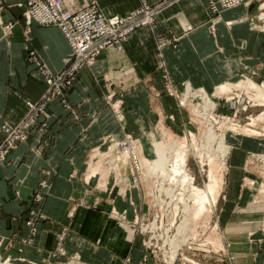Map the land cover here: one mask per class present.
Listing matches in <instances>:
<instances>
[{
	"label": "crops",
	"instance_id": "0c3cea01",
	"mask_svg": "<svg viewBox=\"0 0 264 264\" xmlns=\"http://www.w3.org/2000/svg\"><path fill=\"white\" fill-rule=\"evenodd\" d=\"M23 1L0 0V124H16L26 113L25 102L38 100L45 89L42 76L27 62L29 51H35L52 72L61 68L69 51L59 28L36 22L25 24L23 8L18 5ZM145 1L159 4L153 23L137 28L120 49H106L84 67L67 92L69 107L64 108L57 100L52 102L47 107L46 131L32 132L0 166V238L10 247H3L2 257L22 259V264L56 261L49 250L55 246L56 234L68 226V255L77 253L89 264H121L125 257L136 263L142 254L141 242L108 217L113 204L106 200L96 208H76L71 219L65 215L70 198L88 202L94 199L87 190L95 178L86 184L81 177L88 149L101 145L105 133L121 137L128 131L143 141V132L157 120L168 122L164 119L168 114L172 113L179 122L185 119L173 99L161 94L163 67L178 87L189 82L212 91L220 83L237 80L243 65L258 66L264 62V33L249 29V1L221 12V21L213 30L208 22L207 0ZM96 2L105 15H123L140 5V0ZM62 3L75 11L88 0ZM13 20L17 23L10 33L3 34V24ZM172 41H176V47ZM120 94L125 107L117 116L106 102ZM49 168L55 173L48 176L50 189L42 204L46 218L36 224L33 246L19 253L18 240L27 234V228L20 222L9 227L11 217L25 215L30 194ZM230 188L229 184L221 217L232 263L259 264L264 260V241L259 239L263 232L258 227L262 215L254 211L260 208L250 207L248 190L237 193L235 187ZM114 205L126 208L127 215H132L129 204ZM16 229L17 233L12 234ZM6 237L13 238L10 246Z\"/></svg>",
	"mask_w": 264,
	"mask_h": 264
},
{
	"label": "rangeland",
	"instance_id": "374dc122",
	"mask_svg": "<svg viewBox=\"0 0 264 264\" xmlns=\"http://www.w3.org/2000/svg\"><path fill=\"white\" fill-rule=\"evenodd\" d=\"M248 1L252 6V12L248 17L249 29L254 32L264 33V0H246V2ZM219 16L220 18L213 22L214 18L209 16L208 22L211 30L221 21V14ZM162 43L164 42L162 41ZM171 45L176 47V41H172ZM27 62L32 64L30 60ZM256 66L243 65L237 80L220 83L212 91H207L203 87H194L189 83L191 85L190 93L193 95L194 92L201 91L204 101L199 103L196 97H190L184 104L183 109L180 102L182 101V97H184L182 94L186 89V86L184 89L186 82H182L179 87L176 86L166 68H161L163 77L161 94L163 92L173 99L176 110L179 113H184L185 119L179 122L172 113L168 114L164 118L168 122H164L163 119L157 120L150 130L143 132V141L141 137L128 131L121 137H112L114 135L111 133L102 135L101 143L105 141L108 147V143L111 142L113 148L115 146L116 149H122L123 151L114 148L116 154H113L112 147L108 148L109 151L111 149V153L107 150V147L104 150L106 153L98 150L99 154L102 155L103 153L105 156V162L103 159L100 160L99 170L101 172L97 171L93 174L91 173V169L97 165L96 162L95 164L93 162L96 159L95 156L93 157V152L98 149V146H102L98 144L88 149L81 177L86 184L95 178L94 185L90 190H87L93 195L94 199L92 202H88L84 198H70L65 215L69 212V207L72 204H76L77 208H96L106 200L110 205L113 204L109 212H107L108 217L116 225L125 229L132 238L138 237L142 247V254L136 263H132L129 257H125L121 264H124L126 259L130 260V264H139L140 261L141 264H168L164 259V255L168 254L169 247L173 246H179L173 258L175 264H233L230 243L224 240L225 232L223 230L225 223L223 224L222 221L224 219L221 217L222 205H224L230 184V189L234 190L235 187L237 193L242 190H248L251 195V199L248 202L251 204L250 207L252 209L260 208L254 212H259L262 215L259 219L258 227L263 232V236L259 239L264 241V62ZM33 67L39 74L37 68L34 65ZM42 78L46 89V82L43 76ZM223 85H226V88L221 91L219 88ZM143 86L147 88L149 84H143ZM157 91L159 92V89ZM67 92L65 105L58 99L53 100L51 98V101L46 104L44 112H38V114H35L31 118L26 128L22 131L24 137L22 142H25L35 130L46 131L48 126L47 117L49 116L47 115V107L52 102L57 100L64 108L67 109L69 107ZM106 104L117 116L119 114L122 115L125 107L122 94L117 98H111L110 100L108 98ZM197 104L199 108L196 107ZM25 116L26 113L22 119ZM2 125L1 123L0 127ZM163 126L164 129H162ZM48 138L50 140V136ZM128 141L129 143H127ZM133 141L135 142L133 143ZM130 142L133 148L131 149L132 153H129V151L126 153L124 152L125 149L121 148V145L125 146L128 144L129 146ZM133 145L136 146L134 147ZM150 148L153 154L149 151ZM110 155L115 160L114 158L111 159ZM143 159L144 161L145 159H153V162L151 161L150 165V163L144 162ZM180 159L182 164L176 167ZM116 160H119V168L120 162L124 163L122 168L127 171L125 174H119L120 172L116 171L118 170ZM112 161L116 163L114 164ZM5 162L0 164V166ZM143 162L146 163L145 167L148 172L152 171L149 174H153V177L147 174L143 168L144 166H141ZM109 163L111 166L108 165ZM173 164H176L175 168H179L181 172H178L177 169L176 171L173 168ZM140 169L141 172H139ZM45 171V177L41 178L35 187V189H39V182L41 180L46 182V188L41 190L43 194L42 199L34 200L32 194L35 191H33L30 194L29 207L24 212L25 215L22 214L21 217L15 219V216L11 217L12 223L9 224V227H11L13 222L16 224L20 222L26 226L25 220H28V216H33L34 214H36L34 218L36 224L46 218L42 211V204L50 189L48 176L51 173H55V171L53 168L46 169ZM117 184H120L122 187L125 186L124 189ZM102 193L104 195H101ZM115 203L120 206L124 205V203L129 204L132 215L129 217L126 208H118V206L114 205ZM135 215H137V218ZM122 216L125 219H122ZM153 219H155L156 224L151 229L146 224L151 223ZM17 230L12 231V234L17 233ZM61 230L62 228L58 233ZM67 232L68 226L62 240L65 255L56 254L55 248H53L49 250V254L57 259L56 261H44L40 263L30 261L27 264H68L70 261L68 259L70 258L72 262L69 264L84 262L75 259L74 254L68 255L66 253L65 239ZM167 234H169V239H167L168 244L164 242ZM26 236L27 234L24 237L21 236L18 240L19 246L17 250L19 253L25 247H32L34 244L35 235L32 239V244L28 243L27 240L22 241ZM150 237H152L151 240ZM171 237L172 239H170ZM7 239L9 242L7 245L10 246L13 238L9 237ZM250 239L257 240L252 236H250ZM151 241L155 246V252L151 256H147V262H144L140 259L146 253L145 244ZM4 246V243L0 242V262L7 259L1 256V250H3ZM7 248L10 249V247L5 246V250ZM149 250L150 248H147V253ZM8 263L22 264V259L13 260L9 258ZM259 264H264V260Z\"/></svg>",
	"mask_w": 264,
	"mask_h": 264
},
{
	"label": "built area",
	"instance_id": "2783aa9c",
	"mask_svg": "<svg viewBox=\"0 0 264 264\" xmlns=\"http://www.w3.org/2000/svg\"><path fill=\"white\" fill-rule=\"evenodd\" d=\"M246 0H207V6L210 16L216 20L220 18L219 14L224 10L233 8L245 3ZM23 8V19L28 26L32 22H36L43 26H55L59 28L68 43L69 51L62 60V66L57 72H52L38 54L29 51V60L37 68L40 75L44 77L46 89L37 101H26V116L14 125L3 124L0 127V164L6 161L7 154L22 141V131L26 128L28 122L38 112H44L46 104L51 98L58 99L65 105L66 92L74 83L77 73L86 66L91 65L96 58L108 48L122 47L123 41L134 32L137 28L152 24L158 12L159 4H149L145 0H140L138 8L123 15H105L101 12L96 0H88V3L82 8L71 11L64 7L62 0H24L18 4ZM212 20V21H213ZM17 20L8 21L3 24V34H9ZM184 85V89H185ZM198 90V88H197ZM185 90L182 96H184ZM67 105V104H66ZM182 105V104H180ZM108 144H111L108 143ZM132 143L130 145H121L127 148L125 152L132 153ZM113 144H111L112 147ZM131 146V147H130ZM115 148V146H114ZM113 148V150H115ZM97 149L93 156L96 157L93 162L104 159V155H100ZM123 151L122 149H116ZM131 151V152H130ZM115 156V155H114ZM117 161V160H116ZM119 161V160H118ZM117 161V163H118ZM46 182H39V189H35L32 197L34 200H41L43 194L41 190L46 188ZM76 204L69 207L66 214L71 219L76 211ZM124 214V213H122ZM36 214L28 216L25 225L28 229L27 236L22 239L28 243H33L32 239L36 234V223L34 222ZM21 216H15V218ZM137 218V215H135ZM122 219H125L122 216ZM156 221L146 224L149 228L155 227ZM67 230V226L62 227L60 233L56 235V244L54 251L60 255H65L63 237ZM7 238V237H6ZM152 237H150L151 240ZM169 234H167L164 242L168 244ZM1 241V239H0ZM31 243V244H32ZM146 253L140 260L147 262L146 257L151 256L155 252V246L152 241L145 244ZM177 247H169V253L164 255V259L168 264H175L173 259L176 255ZM147 248H150L147 253ZM176 259V258H175ZM68 260H72L71 258ZM67 260V261H68ZM64 264V263H63ZM124 264H130V260L126 259ZM141 264V261L139 262Z\"/></svg>",
	"mask_w": 264,
	"mask_h": 264
},
{
	"label": "bare ground",
	"instance_id": "6f19581e",
	"mask_svg": "<svg viewBox=\"0 0 264 264\" xmlns=\"http://www.w3.org/2000/svg\"><path fill=\"white\" fill-rule=\"evenodd\" d=\"M236 7H238V6H236ZM236 7H234V8H236ZM234 8H231V9H234ZM231 9H230V10H231ZM224 11H225V10H224ZM262 18H263V17H262ZM263 19H264V18H263ZM216 20H217V19H216ZM258 20H259V19H258ZM213 21H214V20H213ZM213 21H212V22H213ZM263 21H264V20H263ZM228 23H231V22H228ZM226 85H227V84H226ZM226 85L221 86L219 89H220L221 91L224 90V89L226 88ZM185 90H186V92H185V94H184V97H185V98L182 97V96H180V97H182V101L180 102V103L182 104V106H181L182 109H183V107H184V104L188 101V98H190V97H192V98H195V97H196V98L198 99V102H199V103H202V102L204 101V98H202L201 91L194 92L193 95L190 93V92H191V85L189 84V82H186V89H185ZM180 94H182V93H180ZM182 95H183V94H182ZM175 96H176V95H175ZM206 96H207V95H206ZM205 101H206V100H205ZM113 105H114V104H113ZM206 106H208V105L206 104ZM196 107L199 108L198 104H197ZM114 109H115V108H114ZM199 110H200V109H199ZM157 125L160 126L159 123H157ZM156 128H157V127H156ZM158 128H159V127H158ZM160 128H162V127H160ZM162 129H164V126H163ZM162 131H165V130H162ZM155 132L158 134L157 131H155ZM149 135H150V133H149ZM151 135H152V137L154 138V136H153L152 133H151ZM163 135H164V134H163ZM106 137H107V136H106ZM112 137H113V136H112ZM126 137H127V136H126ZM152 137H151V138H152ZM153 138H152V139H153ZM113 139H114V138H113ZM136 139H137V138H136ZM127 140H128V139H127ZM114 141H115V140H114ZM134 142H135V141H133V143H134ZM140 142H141V141H140ZM123 143H124V142H123ZM127 143H129V141H128ZM130 143H131V142H130ZM116 144H117V143H116ZM119 144H120V142H119ZM114 145H115V144H114ZM127 145H128V144H127ZM101 146H102V147L98 146V149L104 151V150L106 149V147H107L105 141H103V143L101 144ZM133 146H134V145H133ZM135 146H136V145H135ZM135 146H134V147H135ZM138 146H139V145H138ZM142 146H143V145H142ZM117 147H118V145H117ZM119 147H120V145H119ZM139 147H140V146H139ZM108 148H111V144H108V147H107V150L109 151ZM112 148H113V147H112ZM121 148H122V147H121ZM151 148H152V147H151ZM151 148L149 149V151L152 153ZM154 148H155V147H154ZM123 149L126 150V148H123ZM132 149H133V148H132ZM138 149H139V148H138ZM96 150H97V149H96ZM127 150H128V149H127ZM110 151H111V149H110ZM110 151H109V152H110ZM139 151H141V150H139ZM154 151H156V150H154ZM104 152H105V151H104ZM109 152H108V154H109ZM112 152H113V154H116L115 150L113 151V149H112ZM124 152H125V151H124ZM156 152H157V151H156ZM93 153H94V152H93ZM105 153H106V152H105ZM110 153H111V152H110ZM126 153H127V152H126ZM126 153H125V154H126ZM133 153H134V152H133ZM177 153H178V152H177ZM226 153H227V152H226ZM108 154H107V155H108ZM120 154H121V153H120ZM123 154H124V153H123ZM123 154H122V155H123ZM134 154H135V153H134ZM140 154H141V153H140ZM152 154H153V153H152ZM160 154H161V153H160ZM100 155H101V154H100ZM102 155H103V153H102ZM105 155H106V154H105ZM176 155H177V154H176ZM126 156H127V154H126ZM161 156H162V154H161ZM93 157H94V156H93ZM93 157H92V158H93ZM106 157H108V156H106ZM127 157H128V156H127ZM92 158H91V159H92ZM110 158L113 159L114 157L112 158L111 155H110ZM118 158H119V157H118ZM142 158H143V157H142ZM160 158H161V157H160ZM177 158H178V157H177ZM91 159H90V160H91ZM108 159H109V158H108ZM135 159H136V158H135ZM158 159H159V156H158ZM90 160H89V161H90ZM103 160H104V162H105V159H103ZM114 160H115V158H114ZM138 160H139V158H138ZM140 160H141V159H140ZM110 161H111V160H110ZM143 161H144V159H143ZM145 161H146V163H150V165H151V163L153 162V159H152V160H149V159L146 160V159H145ZM145 161H144V162H145ZM151 161H152V162H151ZM160 161H161V159H160ZM175 161H176V160H175ZM99 162H100V160L98 159L97 162H96V164H97L96 166L93 167V166H92L93 164L91 165V166L93 167V168L91 169V173L94 174L95 172L100 171V170H99V167H100ZM104 162H102V163H104ZM107 162H108V161H107ZM138 162H139V161H138ZM144 162H143V163H144ZM179 162H180V163H179ZM112 163H114V162L112 161ZM115 163H116V162H115ZM115 163H114V164H115ZM143 163H142L141 166H142V167L144 166L143 168L145 169V171L147 172V174L151 173V172H152L151 170H150V172H148V170L146 169V167H145V166H146V163H144V164H143ZM177 163H178V165H177L176 167L180 166V165L182 164V163H181V159H180V161H178ZM94 164H95V162H94ZM179 164H180V165H179ZM103 165H104V164H103ZM108 165H110V163H109ZM116 165H118V163H116ZM137 165H138V164H137ZM173 165H174V167H173V166H172V167L175 168V165H176V164H173ZM110 166H111V165H110ZM123 166H124V163H123L122 161L120 162V168H119V165H118V167L115 166V167L118 168V170H116V171L120 172L119 174H125V173L127 172V171H125V170L122 168ZM139 166H140V163H139ZM101 167H102V166H101ZM105 167H106V165H105ZM113 167H114V166H113ZM148 168H149V167H148ZM102 169H103V168H102ZM105 169H107V168H105ZM112 169H113V168H112ZM115 169H116V168H115ZM144 169H143V170H144ZM176 169L178 170V172H181V170H180L179 168H175V170H176ZM94 170H95V171H94ZM110 170H111V169H110ZM113 170H114V169H113ZM119 170H120V171H119ZM126 170H127V169H126ZM171 170L173 171V169H171ZM177 170H176V171H177ZM179 170H180V171H179ZM131 171H132V170H131ZM172 171H171V172H172ZM89 172H90V171H89ZM100 172H101V171H100ZM139 172H141V169H140ZM178 172H177V173H178ZM98 173H99V172H98ZM114 173H115V172H114ZM116 173H117V172H116ZM143 173H145V172H143ZM172 173H173V172H172ZM100 174H101V173H100ZM100 174H99V175H100ZM144 175H145V174H144ZM144 175H143V177H144ZM149 175H152V177H153V174H149ZM149 175H148V176H149ZM90 176H91V175H90ZM114 177H115V176H114ZM117 177H118V176H117ZM124 177H126V176L124 175ZM98 178H99V177H98ZM104 178H105V172H104ZM148 178H149V177H148ZM114 179H115V178H114ZM124 180H125V179H124ZM118 181H119V179H118ZM101 182H102V180H101ZM105 182H106V181H105ZM111 182H112V181H111ZM120 182H121V181H120ZM123 182H124V181H123ZM116 183H117V182H116ZM144 183H145V181H144ZM113 184H114V183H113ZM128 184H129V183H128ZM134 184H135V183H134ZM117 185H120V184H117ZM120 186H121V185H120ZM121 187H122V186H121ZM121 187H119V188H121ZM124 187H125V186H123L122 188L124 189ZM115 188H116V187H115ZM122 188H121V189H122ZM134 188H135V187H134ZM121 193H122V192H121ZM202 205H203V204H202ZM200 206H201V205H200ZM199 209H200V208H199ZM201 209H202V207H201ZM114 214H116V213H114ZM120 215H121V214H120ZM159 216H161V215H159ZM163 218H164V217H163ZM128 219H129V218H128ZM165 219H166V218H165ZM166 221H167V220H166ZM166 223H168V222H166ZM166 223H165V224H166ZM161 227H162V225H161ZM167 227H168V226H167ZM167 227H166V228H167ZM170 227H171V224H170ZM162 229H165V228H162ZM155 231H156V230H155ZM0 239H1L0 242H3L2 238H0ZM170 239H172V237H171ZM3 243H4V242H3ZM168 243H169V242H168ZM175 245H177V244H175ZM173 247H174V246H173ZM73 256H74L75 259H77V260L79 259L80 261H83V260H82L83 258L81 259L79 255L74 254ZM181 258H182V257H181ZM8 259H9V257H7V259H5L3 262H0V264H9V263H8ZM71 262H72V260L69 261V263H71ZM69 263H68V264H69ZM76 264H89V263H87V262H80V263H76Z\"/></svg>",
	"mask_w": 264,
	"mask_h": 264
}]
</instances>
